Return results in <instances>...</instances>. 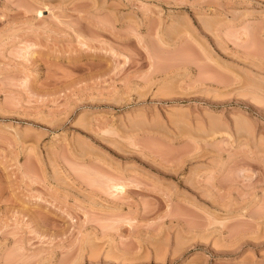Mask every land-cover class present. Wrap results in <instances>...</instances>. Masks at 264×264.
Returning <instances> with one entry per match:
<instances>
[{"label": "rangeland", "instance_id": "374dc122", "mask_svg": "<svg viewBox=\"0 0 264 264\" xmlns=\"http://www.w3.org/2000/svg\"><path fill=\"white\" fill-rule=\"evenodd\" d=\"M0 264H264V0H0Z\"/></svg>", "mask_w": 264, "mask_h": 264}]
</instances>
